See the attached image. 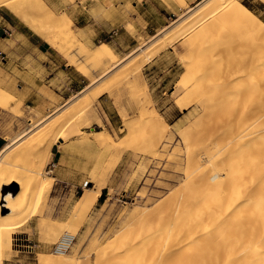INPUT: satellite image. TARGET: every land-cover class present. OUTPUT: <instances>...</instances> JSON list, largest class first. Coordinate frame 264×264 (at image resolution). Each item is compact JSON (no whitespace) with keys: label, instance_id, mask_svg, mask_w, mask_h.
Segmentation results:
<instances>
[{"label":"rangeland","instance_id":"rangeland-1","mask_svg":"<svg viewBox=\"0 0 264 264\" xmlns=\"http://www.w3.org/2000/svg\"><path fill=\"white\" fill-rule=\"evenodd\" d=\"M44 1L58 15L66 12L71 19L73 15L88 21L90 25L82 29L73 22L79 42L91 49L107 42L119 58L129 56L113 68L107 78L91 85L90 79L75 65H69L66 57L11 10L5 6L0 7V87H6L16 99L8 107H0V135L7 139L4 145L17 138L20 140L19 137L26 132L32 138L36 136L40 128L30 130L29 123L38 113L45 117L60 114L75 107L82 97L95 95L91 110H87L90 113L86 111L79 120L86 124L93 119L91 126L77 125L73 133L66 132L65 139L51 145L52 150L49 149L50 153L44 161V171L52 185L48 191L50 194L47 193L44 200L35 207L37 214L24 218L23 224L11 233V250L3 252L0 264H40L37 259L39 254H53L55 243L65 232L75 235L72 247L66 253H72L77 248V264H118V259L125 264L135 260L139 254H145L144 264H154L152 251L157 240L147 235L143 228L149 229L157 220L154 216H148L142 225L137 217L130 218V214L138 209H153L163 202H166L163 207L169 205L183 182H196L198 179L194 180V176L199 170H205L206 173L209 171L210 167L204 169L207 163L201 159L200 154L211 143L217 130L219 132L224 127L244 124L249 116L250 104L234 91V86H241L254 73L256 68L250 65V61L258 59L260 53L254 40L261 39L264 30H244L233 35L231 33L235 30L232 24L227 33L218 34L211 32L213 28L205 22H199L190 34L176 37L183 26L198 21L197 12L203 11V5L210 1L200 0L188 5L190 12L195 15L191 20H187L191 16L182 20H176L177 17L169 19L170 24L151 36L149 40L153 39L150 42L144 41V38L136 42L118 27L113 28V37L93 39V36L109 28L110 14L106 13L105 6L111 0H81L88 11L83 6L75 8L76 0ZM241 1L259 6L257 2ZM144 5H149L148 13L153 14L154 22L159 21L156 18L157 11L167 5L171 7L165 0H148ZM181 9L184 10V7ZM257 13V16L264 19V12L257 9ZM30 21L39 24L43 20L31 15ZM15 24L26 35L19 34L13 27ZM203 48H208L211 53L206 50L202 52ZM88 64L86 61L81 62L85 69ZM136 67L139 74L131 84H118L110 78L112 74H117L118 78L128 79ZM205 68L228 71L229 74L238 72L241 75L229 81L233 83L232 90L221 88L223 81L218 75L213 78L209 75L212 79L210 82L205 76L202 86L192 89L193 80L199 73H205ZM181 81L186 83V87ZM104 87L108 88L107 91L97 94ZM140 90L145 91L147 99L152 100L148 101L149 111L155 109L162 121L166 119L164 121L167 125L159 123L161 127L156 134L149 124L139 120L137 94ZM229 92L230 95L227 94ZM77 95L81 99H76ZM66 100L73 101L68 106L64 105ZM52 102L62 106L60 110L55 112L43 109L46 103ZM126 120L129 124L125 123ZM91 128L106 130L111 140L108 138L109 141L103 144L98 137L82 138L79 134L70 136ZM162 129L164 136L160 142H156ZM146 136H153L155 142L147 146L144 154L139 149L145 146L141 138ZM17 142L3 159L19 147ZM48 146V143L44 144L45 149ZM153 149H157L156 153ZM191 156L195 158L192 162ZM232 157L238 159L240 153ZM27 159L21 160L22 164L27 165L31 161V158ZM221 166L216 162L212 167L218 169ZM87 189L99 190L100 196L89 211L77 212L76 204ZM17 190L16 183L6 184L2 192L15 193ZM2 212L8 214L11 209L3 208ZM42 219L48 220L47 225L41 224ZM138 232L141 238L139 242L128 247L121 246L126 237L138 236Z\"/></svg>","mask_w":264,"mask_h":264},{"label":"bare ground","instance_id":"bare-ground-1","mask_svg":"<svg viewBox=\"0 0 264 264\" xmlns=\"http://www.w3.org/2000/svg\"><path fill=\"white\" fill-rule=\"evenodd\" d=\"M165 1L176 11L184 7V10L178 12L176 20L191 16L190 19H187L189 21L195 16L193 12H190L191 8L188 7L186 0ZM262 1L264 2V0ZM1 6L11 10L52 48L66 57L69 65H75L90 79L91 85L107 78L113 68L118 67L129 56L128 54L119 58L113 47L107 42L101 43L95 49L79 42L70 15L66 12L58 15L50 9L44 0H0ZM203 6V11L196 14V16L199 15L198 21L183 26L181 31L178 29L180 32L176 37H185L190 34L199 22H205L208 27L213 28L211 32L218 34L227 33L232 24L234 25L233 30H235V33H231L233 35L244 30L251 32L264 30L262 19L241 0H210ZM31 15L39 17L43 21L34 24L30 21ZM254 44L260 48L258 59L250 61V65L256 69L245 83H241L239 87L234 86V91L238 92L242 99L246 98L250 104L249 116L244 124L224 127L219 132L217 130L211 143L200 154L201 159L207 163V167L204 169L209 167L211 169L209 168L207 173L205 170H199L194 176V180L198 179L196 182H183L181 191L179 190L172 198L169 205L163 207L166 203L163 202L153 209H138L130 214V218L137 217L138 220H136L140 221L142 225L148 216H154L157 220L156 223L149 226V229L143 228L147 235L155 237L157 240L156 247L152 251L154 264H264V36L261 39H255ZM204 50L209 51L208 48H203L201 51ZM82 61L89 63L87 69L81 65ZM137 69V67L134 68L133 74L128 79L118 78L117 74H112L110 78H113L114 82L118 84H131L139 74ZM209 75L211 77L218 75L223 81H221L223 84L221 88L227 91L233 89L231 86L233 83H229V81L240 76L241 73L229 74L228 71L221 72L219 69L212 71L211 68H205V73H199L195 77L191 88H200L205 76L210 82L212 79L209 78ZM219 77L216 79L218 80ZM183 81L181 82L183 83ZM185 84L183 83L184 86ZM107 89L104 87L97 94L106 92ZM7 90L6 87L5 89L0 87V107L3 108L8 107L11 101L16 100L15 95ZM227 94L230 95V92ZM79 96L77 95L75 98L77 99ZM222 96L220 95V97ZM93 97L84 96L71 110L67 111L66 109L60 114L54 113L55 115H50V117L49 115L47 117L40 116L38 113V116L29 123L30 130L40 128L36 136L32 138L26 132L19 137L20 140L14 139L0 149V256L4 254L5 250H11V233L15 228L22 225L27 216L35 215V207L44 200L47 193L50 194L48 191L52 185L44 171L46 166L44 161L47 160L46 155L50 153L51 145L57 144L60 139H65L66 132L73 133L77 125L78 127L91 126L93 119L87 120L86 124L79 120L91 110ZM137 97L140 109L139 120L149 124L156 134L161 127L159 123L167 125L164 121L166 119L162 117L164 119L162 121L155 109H152V112L149 111L148 101L152 100L147 99L145 91L140 90ZM219 99L218 101H220ZM72 101L66 100L64 105L68 104L69 106ZM61 107L52 102L46 103L43 109L57 112ZM125 123L129 124L127 120ZM164 133L162 129L156 142H160ZM78 134L82 138H101L103 144L110 138L106 130L93 128L70 136ZM18 140L19 142H17ZM141 141L145 143V146L142 145L139 150L144 154L147 151V146L155 142L153 136L143 137ZM16 142L19 147L14 152L10 151L3 159L8 150L13 149L12 145ZM45 143L49 144L46 149L44 148ZM156 151L157 149H153L154 153ZM237 152L240 153V158L232 159V156ZM229 155H232L230 159ZM25 158H31L27 165L21 162V160L25 161ZM226 158L228 159L226 160ZM194 160L195 158L191 156L190 162ZM216 162L222 164L218 169L212 167L216 165ZM15 183L18 188L15 193L2 192L4 185ZM99 196V190L87 189L79 198L76 211H89L96 204ZM3 200L6 203L2 204ZM3 208H10L11 212L4 214ZM42 217L44 218V215ZM5 219L8 221L4 222ZM47 221L42 219L41 224L47 225ZM48 228L50 229V226ZM63 236L64 240L70 242V247L75 235L65 232ZM140 240V234L135 237L128 236L121 242V246L128 247ZM37 259L40 264H77V248L68 254L66 251L39 254ZM144 260L145 254H139L135 260H130L131 262L125 264H144ZM117 262L122 264L119 259Z\"/></svg>","mask_w":264,"mask_h":264},{"label":"crops","instance_id":"crops-1","mask_svg":"<svg viewBox=\"0 0 264 264\" xmlns=\"http://www.w3.org/2000/svg\"><path fill=\"white\" fill-rule=\"evenodd\" d=\"M148 0H145L144 2L147 3ZM187 5L190 6L192 3H198L200 0H186ZM251 3L257 2V6L255 4L250 5L249 8L255 12L257 15V9L261 12H264V3L261 0H249ZM144 2L142 0H111V3H107L105 6L106 13L110 14V22L108 24L109 28H107L105 31L100 33L98 36H93V39H96L97 37H113V34L111 32H114L113 28L118 27L120 28V31L129 35L132 37V40H135L136 42L140 41L141 38H144V41L150 42L149 40L151 36L157 34L162 28L168 26L169 19L174 20L178 12L181 8H179L177 11L168 5L163 8V10L157 11L156 18L159 19V21L154 22V16L153 14L148 13V7H145ZM72 7V5H70ZM78 6H83V8H87L86 5H83L81 3V0L75 1V8ZM90 6V5H87ZM247 6V5H246ZM248 7V6H247ZM90 8V7H89ZM257 8V9H256ZM88 11V8H87ZM175 17V18H174ZM262 18V17H261ZM263 19V18H262ZM72 20L75 24V26L79 28H85L86 26H89L87 20L83 17H77L72 15ZM113 20V22H112ZM161 20V22H160ZM264 20V19H263ZM15 30L21 34L26 35L25 31H23L19 25L15 24L13 25ZM129 27H131L129 29ZM123 30V31H122ZM118 31H116L117 33ZM160 35V34H159ZM101 40V39H100ZM7 139L4 136L0 135V148L6 143Z\"/></svg>","mask_w":264,"mask_h":264},{"label":"built area","instance_id":"built-area-1","mask_svg":"<svg viewBox=\"0 0 264 264\" xmlns=\"http://www.w3.org/2000/svg\"><path fill=\"white\" fill-rule=\"evenodd\" d=\"M64 236H62L60 238V240H58L57 243H55L54 245V251L56 252H62V251H67L69 249V245L70 242H67L66 240H64L63 238Z\"/></svg>","mask_w":264,"mask_h":264},{"label":"trees","instance_id":"trees-1","mask_svg":"<svg viewBox=\"0 0 264 264\" xmlns=\"http://www.w3.org/2000/svg\"><path fill=\"white\" fill-rule=\"evenodd\" d=\"M243 3L249 7V4H247L246 2H243Z\"/></svg>","mask_w":264,"mask_h":264}]
</instances>
